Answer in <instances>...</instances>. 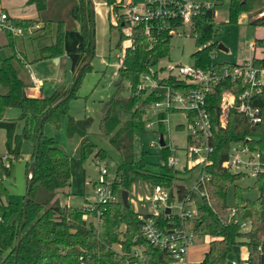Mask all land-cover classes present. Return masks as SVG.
<instances>
[{"label": "trees", "instance_id": "16d2710c", "mask_svg": "<svg viewBox=\"0 0 264 264\" xmlns=\"http://www.w3.org/2000/svg\"><path fill=\"white\" fill-rule=\"evenodd\" d=\"M46 1L29 0L30 4L36 5L38 19L10 18L9 21L15 28L22 29L43 24L41 29L45 34H50L53 24H57V41L42 49V58L54 59L64 55L70 57L74 63L75 77L93 50L90 1L51 0L58 1L59 5L51 8L49 12ZM263 3L264 0H231L228 22L235 23L243 13L253 10V16L261 15ZM107 5L111 8L109 16L113 12L118 17L121 5L117 4V0H107ZM58 6L64 10L60 11ZM213 18L214 13L209 12L196 19L192 26V38L198 49L201 48L193 54L194 64L207 70L221 67L232 69L235 64H218L213 61L211 53L218 45L215 41ZM78 23L80 30L76 27ZM251 24L264 28V15ZM118 27H123L122 21L116 26ZM4 31L8 46L15 50L14 34L8 30ZM126 39H131V45L124 52L118 75L120 81L130 84L131 96L124 99L113 98L105 102L99 124L100 133L109 136L111 146L121 157L112 184L114 196L116 197L119 191H130L135 179H142L152 189L156 186L169 188L171 197L176 192L180 200L189 195L197 201L195 233L199 238L211 237L209 250L205 253L202 264H228L234 247L247 248L250 264H264V173L258 175L254 187L244 188L237 183L245 175L234 174L222 166L228 157L231 144L244 141L248 137H253L255 140L252 146L258 147L264 153V122L258 127H252L236 111L230 113L228 126L217 130L215 141L212 143L214 153L211 156V164L205 169L209 179L199 184L203 196L199 197L190 192L185 185L186 179L180 176L182 172L167 166L168 159L173 155L167 144L159 150L163 162L159 166L160 170L150 171L149 163L145 159L147 152L143 153L140 160L136 159L135 138L137 134L147 133L146 114L163 96L154 92L144 96L145 93L139 94L137 90L142 76L151 74L152 69L170 56L171 38L165 33L155 42H148L142 30L136 29L131 38L125 34L121 35L119 48ZM255 46L264 53V37L259 38ZM15 59L14 54L8 58L0 57V129L6 132L7 138L6 156L0 157V186H3L4 179L13 177L14 162L23 159L24 141H30L34 145L32 162H35V174L27 205L24 204L27 194L17 196L9 194L3 188L5 199L0 197V264H124L126 255L130 254L134 247L143 250L146 264H171L172 260L165 252L153 248L144 238L139 220L140 213L132 208L130 202L129 207H126L121 198L120 201H108L95 209H91L87 204L79 207L62 205L60 202V195H70L64 191L71 186V160L57 141L45 134L46 125L59 128L62 118L67 116L68 136L80 138L79 150L83 161L95 153L96 157L108 156V153L90 138L92 120L75 119L70 114V101L75 97L84 73L92 68L91 64L84 69L69 99L54 109V106L70 93L72 85L66 83L60 90L45 98L27 97L24 94L29 86L20 77V71L14 64ZM253 61L256 65L264 66V58H254ZM154 78L158 79L157 72ZM160 84L172 89L185 87L184 82L173 76L160 80ZM225 89L234 90L238 94L245 90V86L222 84L210 96V111L215 127L219 122L218 105ZM255 104L264 111V90L256 97ZM11 108L20 109L18 120L5 119L6 111ZM160 117V120H164L166 114ZM19 121L23 122L20 132ZM159 131L162 134L165 131L162 122ZM185 172L189 173V170ZM27 180L28 190V176ZM231 186H234V206L228 203ZM254 188L259 190V196L256 199L246 197V193ZM91 217L97 220L96 225L89 221ZM243 224L249 228L244 230ZM116 245L121 250L115 249Z\"/></svg>", "mask_w": 264, "mask_h": 264}, {"label": "rangeland", "instance_id": "374dc122", "mask_svg": "<svg viewBox=\"0 0 264 264\" xmlns=\"http://www.w3.org/2000/svg\"><path fill=\"white\" fill-rule=\"evenodd\" d=\"M136 3H143L144 0H134ZM95 14H94V55L92 58V68L84 73L79 87L76 91L75 97L70 101V114L75 119H91L92 126L90 130V138L95 142L99 148L104 149L107 153V157H96L95 155L83 161L80 156V138L75 136L70 138L67 133L68 117L62 118L61 126L56 128L52 125H46L45 134L53 137L59 147L65 151L71 160V172L72 180L71 186L64 192L70 193L69 196L60 195L59 199L62 205H71L82 207L87 204V198L94 193V187L103 178L102 170L107 169L109 175L104 177L105 183L111 182L116 176L117 164L121 162L120 154L111 146L110 138L107 135L100 133L99 124L103 117L104 103L110 101L113 98L124 99L131 96V88L128 82H122L119 79L118 69L120 62L124 56V52L128 46L131 45V40L126 39L122 43V49L118 47L122 34L128 35V30L125 27L116 28L120 23V18L113 12L109 16L111 8L107 5V0H93ZM48 12L51 8L59 5L58 1L47 0ZM230 4L226 2L224 5L219 6L216 10L215 16V41L218 45L212 50V58L215 63H231L235 65H242L250 63L254 58L260 56L264 57V53L261 54L260 49H252L250 46L254 45L259 38L264 37V28L255 27L252 25V21L260 18L263 15H254L255 10L250 13H243L237 22L229 23ZM60 11H63L61 6H58ZM260 9V8H259ZM257 9V10H259ZM264 14V3L261 6ZM5 13L10 18H30L38 19L39 14L35 4H30L29 0H0V14ZM115 26V27H112ZM43 24L31 27L29 29L16 28L17 33L14 34V39L17 40V46L15 50H12L4 42L7 40L6 33L0 25V57L8 58L13 54L16 56L14 60L15 66L21 73V78L25 81H29L28 70L22 68L20 64H25L28 60L36 65L42 62V48L46 45L52 44L57 41L58 25L53 24L50 34H45L42 31ZM77 29L80 30V24H76ZM63 31V29H62ZM62 31L61 34H62ZM59 32V33H60ZM180 33L188 34V28L180 30ZM60 34V35H61ZM219 44L224 45L227 51L219 49ZM171 53L168 58L163 59L155 70L158 75V79L166 78L168 76H179V66H192L194 65L193 54L198 51L196 42L189 36H178L174 34L171 38ZM16 49L21 52H25L26 56L20 54ZM50 68H58L57 63H53L50 58ZM47 68V67H46ZM39 71L43 70L41 65L38 67ZM47 69H44V72ZM36 73V72H35ZM41 78V74L37 73ZM43 93L44 96L52 95L56 89H58L57 79L52 73L46 74ZM47 78H50L49 80ZM160 83V82H159ZM66 84V82H65ZM141 84V83H140ZM155 86L145 87L142 90L138 87V93H145L144 96L150 95L155 91ZM158 91H162L158 89ZM151 109V108H150ZM148 110L146 118L150 111ZM177 113V112H169ZM21 115V111L18 108H11L6 111L5 118L9 120H18ZM153 120L155 118L153 117ZM180 125H184L185 129H180ZM164 133L159 132V128L155 127L154 130H148L145 134H137L135 138V156L137 160H140L144 152L148 154L145 156L146 161L149 163L148 169L150 171H159V166L163 163L159 156L160 139L164 137L166 144L175 150L174 155H179L182 160V164L185 163L186 155L185 149L187 146L188 132L186 130L187 121L182 114L171 115L164 124ZM23 122L19 121V130L21 131ZM33 144V143H32ZM154 145V146H153ZM34 146V145H33ZM34 151V150H33ZM32 152L25 150L23 153L24 160L14 162V175L11 178H6L3 181V186H0V197L5 199V193L3 188L7 190L9 194L17 196H25L27 194L28 180L30 166L32 164ZM172 156V155H171ZM170 156V157H171ZM5 162L6 159H5ZM202 167H195L193 170H180L182 172L180 176L186 179V188H192L201 173ZM176 170V169H175ZM256 178L249 174L247 177H243L239 180L237 185L246 187H254ZM121 190V189H119ZM170 191V189L168 188ZM126 191V190H124ZM129 192V202L132 208L140 214L149 213L154 208L155 204V192L149 184L142 179H135L132 183L131 190ZM122 191L117 192L115 197L117 201H120ZM259 196V190L254 188L251 192L246 193V197L250 199H256ZM173 201L170 199V204ZM228 203L230 206L235 205L234 200V186L229 188ZM89 221H92L95 225L97 220L91 217ZM249 226L243 227L247 230ZM211 237L201 236L193 244L189 253V264H202L205 253L209 250ZM115 249L121 250L119 246H114ZM248 251L246 247H234L228 258V264L232 262H240V260L246 259Z\"/></svg>", "mask_w": 264, "mask_h": 264}, {"label": "built area", "instance_id": "2783aa9c", "mask_svg": "<svg viewBox=\"0 0 264 264\" xmlns=\"http://www.w3.org/2000/svg\"><path fill=\"white\" fill-rule=\"evenodd\" d=\"M226 2L230 4L231 0H144L140 4L134 0H117V4L121 5L118 17L122 20V26L128 30L126 36L129 38L134 36L136 29L142 30L148 42H155L165 33L169 38L174 34L192 38V26L196 19L213 12L215 23L217 8ZM9 19L7 14L1 13L0 25L4 30L17 33V29ZM184 28H188V34L180 33ZM250 47L256 49L255 44ZM262 58L264 57H258V59ZM178 71L179 76H172L185 83L183 88L172 89L162 86L160 80L154 78L156 70L152 69L151 74L142 76L139 89L156 85L155 91L163 96L151 106L146 118L148 130L159 128L161 122L166 124L169 117L174 114H182L186 118L188 136L185 163L182 164L179 155H174L175 150L170 147L174 153L168 159L167 166L181 171L202 167L195 185L188 188L190 192L200 197L204 193L200 192L199 184L209 179L205 169L211 164V156L214 153L212 143L215 141L217 130L228 126L230 113L236 111L252 127H258L264 122V111L255 104L256 97L264 90V66L256 65L252 61L235 65L232 69L221 67L207 70L194 64L179 66ZM164 79L166 78H162ZM32 83L36 87L40 86V82L34 77ZM222 84H244L245 90L238 94L230 89L222 92L218 105L219 122L215 127L209 98ZM158 89L162 91L159 92ZM170 111L177 113L171 114ZM162 114H166L164 120H160ZM180 127L185 129L184 125ZM254 140L253 137H248L244 141L232 143L228 157L222 164L223 168L234 174H244L246 177L251 174L257 178L258 175L263 174L264 153L258 147L252 146ZM161 148L163 147L160 145ZM108 175V170L103 169V178L94 187L93 195L87 199V206L91 209L116 200L112 181L105 183L104 180ZM154 192V208L151 212L139 216L142 234L153 248L165 252L171 258V264H189L190 249L199 238L194 230L197 201L189 195L180 200L176 192L171 197L168 188L163 186H156ZM170 199L173 201L171 204ZM243 227L247 225L243 224ZM124 264H146L143 250L134 247L132 252L126 255ZM232 264L250 263L246 258Z\"/></svg>", "mask_w": 264, "mask_h": 264}, {"label": "crops", "instance_id": "0c3cea01", "mask_svg": "<svg viewBox=\"0 0 264 264\" xmlns=\"http://www.w3.org/2000/svg\"><path fill=\"white\" fill-rule=\"evenodd\" d=\"M20 19H27V18H20ZM15 42H16V48H18L17 40H15ZM55 42L56 41H54L52 44L44 46L43 48H45L47 46H52L53 44H55ZM4 44L6 46L8 45V38L4 42ZM16 50L20 54L26 56V58L28 60V55L25 52L23 53L19 49H16ZM65 57H66V55L61 56L59 58L52 59L53 63H57L58 64V68L57 67L56 68L53 67L51 72L48 71V68H50L49 65H50V61H51L49 58L48 59H44L42 62H39L36 65H33L29 60L25 64H20L22 66V68H25L26 70H28V73H29V81H25V80L22 79L29 86V88L25 92L27 97H31V98H45L44 93H43V88H44L43 85H44V82H45V78L48 77V76H46V74L52 73V75H54L56 77L57 82H58V89H56V91L60 90L65 85V82H66V59H65ZM56 59H58V61H56ZM40 65L43 68V70H41V71H39V69H38V67ZM44 69H47V70H45V72H44ZM37 73L41 74V78L38 77ZM20 77H21V73H20ZM33 77L40 82V86L36 87V86L33 85V83H32V78ZM47 79L49 80L50 78H47ZM7 120H9V119H7ZM79 120H82V119H79ZM6 140H7L6 132L3 129H0V157L1 156H6V153H7ZM25 150H28L29 152H32L34 150V146H33V144L30 141H24L23 142L22 153H24ZM31 158H32V155H31ZM22 160H24V156H23ZM86 198L88 199V197H86Z\"/></svg>", "mask_w": 264, "mask_h": 264}, {"label": "water", "instance_id": "95a60500", "mask_svg": "<svg viewBox=\"0 0 264 264\" xmlns=\"http://www.w3.org/2000/svg\"><path fill=\"white\" fill-rule=\"evenodd\" d=\"M90 1V4H91V11H92V20H93V34H94V14H95V8H94V3H93V0H89ZM219 49L220 50H223V51H227V48L222 45V44H219ZM93 50H94V44H93ZM92 50V53L88 59V61L86 62V64H84V66H82V68L79 70V72L77 73V75L74 77V74H73V71H74V63L72 61V59L68 56L65 57L66 59V83L68 84H71L72 87H71V90H70V93L65 97L63 98L57 105L54 106V109L57 108L59 105H61L62 103H64L65 101H67L75 87V85L77 84L78 80L80 79L84 69L86 68L87 65L91 64L92 62V58H93V55H94V51ZM56 61H58V59H56ZM25 96L26 93L24 94ZM43 128V122H41L40 124V129ZM160 145L161 147H165L166 145V142L164 140V137L161 136V140H160ZM35 174V162H32L31 166H30V169H29V173H28V177H29V188L27 190V195H26V198H25V201H24V204L27 205L29 200H30V194H31V186H32V178ZM122 200H123V203L126 207H129V192L128 191H123L122 192ZM168 213H170V210L168 209Z\"/></svg>", "mask_w": 264, "mask_h": 264}]
</instances>
